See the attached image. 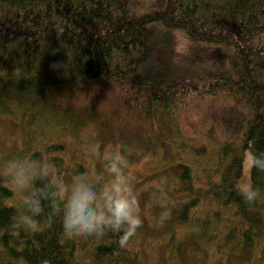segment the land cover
I'll return each mask as SVG.
<instances>
[{
    "label": "trees",
    "instance_id": "trees-1",
    "mask_svg": "<svg viewBox=\"0 0 264 264\" xmlns=\"http://www.w3.org/2000/svg\"><path fill=\"white\" fill-rule=\"evenodd\" d=\"M174 30L231 49L234 67L171 61ZM200 101L211 124L195 133L182 108ZM247 151L264 167V0H0V264H205L209 250L260 264L264 171L252 165L254 205L233 187ZM119 157L143 226L125 246L123 233L65 238L53 193L81 174L111 180ZM26 195L44 201L37 232L16 222Z\"/></svg>",
    "mask_w": 264,
    "mask_h": 264
},
{
    "label": "clouds",
    "instance_id": "clouds-1",
    "mask_svg": "<svg viewBox=\"0 0 264 264\" xmlns=\"http://www.w3.org/2000/svg\"><path fill=\"white\" fill-rule=\"evenodd\" d=\"M174 32H181L179 37H174L178 55H190L191 37L182 30H174ZM122 159L119 157L110 165L108 171L111 180L103 184H96L91 175L81 174L53 193L55 200L49 201V204L55 203L59 209L65 238L100 239L109 232L123 233L120 243L121 246H125L128 239L143 226L140 201L134 186L128 180L126 170L120 166ZM258 159L253 158V167L264 171V167L257 163ZM8 167L15 169L17 165L12 162ZM12 180L22 190L27 184L26 177L20 172L13 175ZM233 187L243 202L249 206L254 205L261 197L259 189L255 188L248 179L238 181ZM42 216H44L43 199L26 195L24 212L18 215L16 222L18 226L29 232H37L41 228ZM170 218V210L163 211L159 217L162 223Z\"/></svg>",
    "mask_w": 264,
    "mask_h": 264
},
{
    "label": "rangeland",
    "instance_id": "rangeland-1",
    "mask_svg": "<svg viewBox=\"0 0 264 264\" xmlns=\"http://www.w3.org/2000/svg\"><path fill=\"white\" fill-rule=\"evenodd\" d=\"M167 3V0H130V7L137 11V12H145V11H151V10H158L165 7ZM182 32H184L182 30ZM181 35V32H174L172 31L169 36L172 37L171 43H169L168 46V54L169 59L171 61H175L177 59L178 63L185 65L188 68H191V70L196 72H202V71H215V70H225V69H232L234 66L232 65V50L223 47V46H217V47H208L206 45H203L197 41L192 40V48H191V54L187 56H179L177 51L175 49V40L174 37H179ZM171 55V56H170ZM212 102V100L210 99ZM221 103V102H219ZM197 106L193 104V109L188 111L187 106L184 105L182 108L183 114H189V118L185 120V124L188 123V127L191 129V132L199 133L198 130H195L194 128L200 127L203 125H209L211 124V121L208 119L207 114L209 113L210 107L207 110H205L208 107V104H205L203 102H198L196 104ZM189 106H192L189 105ZM204 106L205 109L202 107ZM226 106V104L224 105ZM201 109L200 112H197L196 109ZM210 131L213 132V126L210 125ZM253 165V159L249 151L245 153V159H244V165H243V175L242 178L239 181H243L245 179L250 180L251 170ZM210 257L208 258V261L205 264H215L216 258L215 256H212L211 250H209ZM45 264H48L45 262ZM260 264H264V259Z\"/></svg>",
    "mask_w": 264,
    "mask_h": 264
},
{
    "label": "bare ground",
    "instance_id": "bare-ground-1",
    "mask_svg": "<svg viewBox=\"0 0 264 264\" xmlns=\"http://www.w3.org/2000/svg\"><path fill=\"white\" fill-rule=\"evenodd\" d=\"M36 169V168H35ZM23 170V169H22ZM35 171V170H34ZM31 173H32V171H31ZM15 195V194H14ZM4 254V253H3ZM255 255V254H254Z\"/></svg>",
    "mask_w": 264,
    "mask_h": 264
}]
</instances>
